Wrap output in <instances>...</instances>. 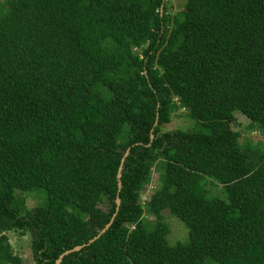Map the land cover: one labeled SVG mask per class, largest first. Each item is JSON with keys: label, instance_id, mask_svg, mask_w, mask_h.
I'll list each match as a JSON object with an SVG mask.
<instances>
[{"label": "trees", "instance_id": "obj_1", "mask_svg": "<svg viewBox=\"0 0 264 264\" xmlns=\"http://www.w3.org/2000/svg\"><path fill=\"white\" fill-rule=\"evenodd\" d=\"M182 1L0 0V264H264V0Z\"/></svg>", "mask_w": 264, "mask_h": 264}, {"label": "rangeland", "instance_id": "obj_2", "mask_svg": "<svg viewBox=\"0 0 264 264\" xmlns=\"http://www.w3.org/2000/svg\"><path fill=\"white\" fill-rule=\"evenodd\" d=\"M182 4V0H168L169 9L172 12L180 9ZM235 117L236 120L232 126L241 132L243 138L251 141H256L257 139L261 138L260 133L257 130L248 127L249 120L245 116L240 113H235ZM191 125L192 120L183 112H181L179 115H174L163 129L175 127L189 128ZM158 175L159 172L156 169H153L151 172V181L141 193L142 198H148L149 194L155 188L157 185ZM206 187L211 194H221V186L215 182H207ZM35 193H37V191H35ZM35 193H21V195L25 197L24 202L28 208L35 207L37 203L41 201V197ZM149 219L153 220V217L150 216ZM164 220L168 225L167 239L170 244L176 241H183L187 238V228L180 219H178L176 216L169 215L167 212H164ZM7 236L9 243L12 246L13 252L19 255L25 264H33L34 259L30 247L29 236L27 234L21 235L15 231L7 232Z\"/></svg>", "mask_w": 264, "mask_h": 264}, {"label": "water", "instance_id": "obj_3", "mask_svg": "<svg viewBox=\"0 0 264 264\" xmlns=\"http://www.w3.org/2000/svg\"><path fill=\"white\" fill-rule=\"evenodd\" d=\"M156 122H157V116L155 117L154 124H156ZM152 138H153V133H152V129H151V132L149 133L150 141L152 140ZM128 152H129V150L127 148L124 151V153L121 156V158H120V162H119V165H118V168H117V171H116L117 192L119 191V189L121 187V180H120V178H121V170H122L124 159H125L126 155L128 154ZM115 203H116L115 211L112 213L109 221L102 228H100L95 235H93L90 239H88L87 243H89V242L93 241L94 239H96L100 234H102L109 227V225L111 224L112 220L114 219V217L116 215V211H117L119 203H120V198L118 196L115 198ZM84 244L85 243L74 245L73 247L64 250L55 259L54 264H60V262L62 260V257L65 254H67L68 252L74 251V250H79Z\"/></svg>", "mask_w": 264, "mask_h": 264}]
</instances>
